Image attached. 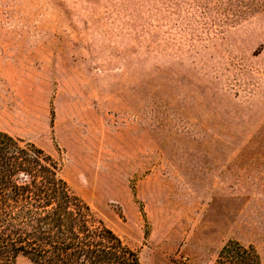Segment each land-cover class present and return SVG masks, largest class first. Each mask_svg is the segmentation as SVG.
<instances>
[{
	"label": "rangeland",
	"instance_id": "1",
	"mask_svg": "<svg viewBox=\"0 0 264 264\" xmlns=\"http://www.w3.org/2000/svg\"><path fill=\"white\" fill-rule=\"evenodd\" d=\"M0 130L140 264H264V0H0Z\"/></svg>",
	"mask_w": 264,
	"mask_h": 264
},
{
	"label": "trees",
	"instance_id": "2",
	"mask_svg": "<svg viewBox=\"0 0 264 264\" xmlns=\"http://www.w3.org/2000/svg\"><path fill=\"white\" fill-rule=\"evenodd\" d=\"M61 170L41 147L0 130V264L22 257L36 264H140ZM95 227L101 237L92 239Z\"/></svg>",
	"mask_w": 264,
	"mask_h": 264
}]
</instances>
